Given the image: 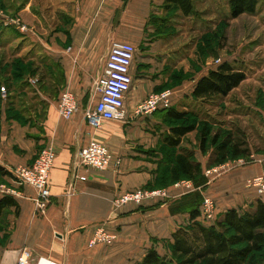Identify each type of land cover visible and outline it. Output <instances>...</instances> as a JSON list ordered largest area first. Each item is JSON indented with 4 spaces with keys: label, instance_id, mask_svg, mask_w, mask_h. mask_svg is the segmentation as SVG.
<instances>
[{
    "label": "crops",
    "instance_id": "obj_1",
    "mask_svg": "<svg viewBox=\"0 0 264 264\" xmlns=\"http://www.w3.org/2000/svg\"><path fill=\"white\" fill-rule=\"evenodd\" d=\"M70 5V27L55 29L45 39L34 18L29 24L23 22L20 13L10 19L0 12L4 19L24 26V33L32 41L47 48L48 55L63 69L64 89L79 100V110L69 120L60 117L57 101L49 100L39 129L9 117V110L0 108V166L13 171L30 165L44 148L56 154L49 176L51 198L44 212L37 209V193L32 187L24 185L22 191L14 190L12 197L18 207L5 211L9 234L7 241L0 243V264H17L23 249L31 252L29 264H38L40 259L51 264H137L150 249L165 256L170 250H164L163 241L170 248L172 234L190 224L188 213L172 215L169 205L194 191L172 187L167 189L170 200L122 208L116 207L115 199L154 186L158 176L156 163L137 152L138 147H151L158 139L148 129L150 125L162 126L159 121L164 111L137 116L136 107L163 90L171 91L176 103L192 94L198 80L188 82L185 62L171 60L175 51L165 41L167 36L149 38L155 30L151 21L172 6L166 0H73ZM33 9L31 2L26 15ZM114 43L143 47L144 53L132 68L126 120L105 122L94 130L83 106L93 107L98 99L93 97L94 88ZM93 139L112 153L108 170L86 169L78 162L80 150ZM240 162L225 172L209 175L202 194L216 203V218L229 209H250L258 200L256 192L246 187V180L264 174V157L249 166ZM102 226L116 235V240L91 247V239Z\"/></svg>",
    "mask_w": 264,
    "mask_h": 264
},
{
    "label": "rangeland",
    "instance_id": "obj_2",
    "mask_svg": "<svg viewBox=\"0 0 264 264\" xmlns=\"http://www.w3.org/2000/svg\"><path fill=\"white\" fill-rule=\"evenodd\" d=\"M71 1L0 0V12L10 19L20 13L23 22L29 24L34 18V24L39 26L43 32L40 35L45 39L55 29L67 30L70 27V14L73 13ZM31 2L34 3V12L26 15ZM192 2L194 11L191 16L184 15L176 6L158 15L151 21L155 24V30L149 38L167 36L165 41L175 51L171 53V60L185 62L187 75L184 71L183 74L190 83L199 80L224 61L232 62L236 68L242 69L247 79L227 97H215L202 103L189 93L173 103V108L188 112L187 122L197 126L194 132L184 137L178 148L164 144V137L172 126L181 122L168 120L164 115L159 121H162V126L159 124L151 128L150 125L151 129L148 130L158 139L151 147H138L137 153L146 155L157 165L158 176L153 189L167 190L173 187L167 181L168 170L174 157L183 150L192 154L193 161L200 163L203 171L206 170L204 173L211 170L214 175L225 172L240 160L241 164L249 166L264 157V0H260L254 15L244 14L238 18L232 17L227 0ZM2 15L0 13V108L17 114L16 117L22 122H29L39 129L49 100L58 101L65 87L63 69L48 55L46 47L38 41H32L18 24L9 21V18L4 19ZM141 53H144L143 47L137 48L135 63ZM83 107L86 111L89 106ZM204 124H208L212 130L206 153L201 151L199 145L200 129ZM216 133L221 136L220 142L228 133H232L234 141L240 143L243 150H248L249 155L228 161L223 164L225 169L220 171L218 168L222 165L209 167L214 149L212 138ZM8 172V176L0 174V196L6 195L3 190L13 192L24 188V185L15 181L12 171ZM6 218L5 213L0 218L1 244L7 241L9 234ZM163 248L170 250L169 243L163 241ZM165 256L170 264H176L168 250ZM247 264H264V252L251 256Z\"/></svg>",
    "mask_w": 264,
    "mask_h": 264
},
{
    "label": "trees",
    "instance_id": "obj_3",
    "mask_svg": "<svg viewBox=\"0 0 264 264\" xmlns=\"http://www.w3.org/2000/svg\"><path fill=\"white\" fill-rule=\"evenodd\" d=\"M166 1L171 6L178 7L186 16L193 14L192 0ZM227 1L233 18L244 14L254 15L260 3V0ZM246 79L247 75L242 69L236 68L232 62L224 61L196 82L191 96L202 103L215 97H227ZM162 111L168 120L181 122L179 125L172 126L164 137V144L170 148H178L184 137L194 132L197 126L195 123L187 122L189 117L187 111H180L173 107ZM8 116L16 117L17 114L9 112ZM211 133L212 130L208 124H204L200 129L199 145L203 153H206V145ZM220 137V134L216 133L212 138L214 149L209 159V167L223 165L228 161L249 155L248 150H243L240 143L234 141L232 133H228L222 142ZM168 172L167 181L172 185L189 180L196 189L201 188V191L186 194L169 205L172 215L188 213L190 216V224L172 234L173 243L170 246V253L171 259L176 264H247L251 256L264 252V202L262 200L258 199L250 209H229L215 221L205 223L201 218L204 200L202 192L207 188L209 178L206 177L202 165L193 161L190 152L183 150L174 157ZM0 174L10 175L2 166H0ZM154 186L150 185L146 189L153 190ZM163 201L165 200L160 202ZM11 207H18L16 199L8 195L0 196V218ZM169 262L166 256H161L155 249H150L143 260L137 264H170Z\"/></svg>",
    "mask_w": 264,
    "mask_h": 264
},
{
    "label": "built area",
    "instance_id": "obj_4",
    "mask_svg": "<svg viewBox=\"0 0 264 264\" xmlns=\"http://www.w3.org/2000/svg\"><path fill=\"white\" fill-rule=\"evenodd\" d=\"M23 32L24 26H20ZM137 57V47L130 43H114L108 53L105 68L94 88V98H98L93 107L86 110V119L94 130H99L105 122L126 120L127 96L133 86L132 68ZM6 90H3L5 92ZM172 93L163 90L150 95L137 107V116H150L159 110H166L173 107ZM175 104V103H174ZM59 115L62 119L69 120L75 116L79 110V100L77 96L68 89H63L57 101ZM56 154L51 148H44L30 165H23L12 171L15 181L20 185L32 187L37 193L36 205L39 212L47 209L51 198L49 186V176L54 166ZM80 166L86 169L98 171L108 170L113 163V156L108 147L96 140H91L88 145L82 148L78 154ZM120 161H116V165ZM219 171L225 169V165L219 166ZM214 171L208 170L206 177ZM212 175V174H211ZM174 188H186L187 191H197L193 183L183 180L175 183ZM246 187L254 190L258 199L264 202V174L250 177L246 180ZM3 193L13 196L14 191ZM168 190L164 189H138L121 194L115 199L117 208H122L130 204L143 205L149 201H160L170 199ZM202 221L210 223L216 219V203L209 197L204 196L201 207ZM116 235L108 232L105 228H99L90 242V246L98 244H112L116 240ZM31 252L23 249L18 257L17 264H29ZM38 264H51L40 259Z\"/></svg>",
    "mask_w": 264,
    "mask_h": 264
}]
</instances>
